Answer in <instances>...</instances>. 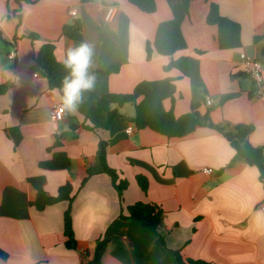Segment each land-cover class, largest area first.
Wrapping results in <instances>:
<instances>
[{"label": "crops", "instance_id": "1", "mask_svg": "<svg viewBox=\"0 0 264 264\" xmlns=\"http://www.w3.org/2000/svg\"><path fill=\"white\" fill-rule=\"evenodd\" d=\"M156 12L146 14L130 0H39L22 5L23 19L13 12L16 0H0V86L11 88L0 95V264H96L100 242V264H180L179 251L187 260L208 264H264V187L260 172L240 157L230 141L213 128L226 133L253 127L247 141L264 148V98L246 74L241 55L257 60L264 76V0H155ZM211 4L242 28V47L222 50L218 28L209 25ZM115 14L107 20L108 10ZM77 12L72 16V12ZM83 23L84 41L93 49L92 69L117 72L95 82L98 96L130 94L143 81L176 79L175 101H164L176 118L198 106L201 124L188 137L168 138L150 129L138 130L128 119L111 129L71 130L84 124L76 111L64 110L62 120H53L61 105V94L49 87L47 74L33 62L47 42L56 43V58L82 42L63 36L62 29L73 20ZM179 20L188 48L175 58L190 62L189 76L178 70L165 72L170 57L154 49L160 23ZM29 34L40 39L32 42ZM153 55L148 59L147 46ZM17 48L22 62L8 55ZM264 86V83H263ZM213 101L208 106L206 100ZM128 111V113H125ZM210 111L209 121L204 120ZM127 118L135 110L121 109ZM88 124V123H87ZM134 127L135 132L128 134ZM21 135L17 145L9 130ZM61 137L53 152L54 137ZM106 142L107 165L129 182L121 205L111 178L98 173L100 142ZM54 152L71 158L69 169L50 171L39 163ZM213 168L215 174L203 172ZM87 171L95 174L87 177ZM149 183L144 192L137 177ZM32 177L46 179L45 190L57 196L70 183L75 196L72 205L75 248L67 246L64 213L67 203L38 211L31 207L36 191ZM137 202L155 203L164 216L161 232L167 247L152 232L132 220L121 219L124 208Z\"/></svg>", "mask_w": 264, "mask_h": 264}, {"label": "trees", "instance_id": "2", "mask_svg": "<svg viewBox=\"0 0 264 264\" xmlns=\"http://www.w3.org/2000/svg\"><path fill=\"white\" fill-rule=\"evenodd\" d=\"M39 0H16L18 9L13 15L18 19V26L21 23L22 5L34 4ZM90 2L92 0H84ZM130 3L146 14L156 12L155 0H130ZM209 25L218 28L217 40L222 50L240 49L242 47V28L240 24L223 16L216 4H211L207 17ZM63 36L76 42L84 41L83 23L81 20H73L63 26ZM28 37L32 42L37 41L40 37L37 34H29ZM0 39L9 44L3 33L0 31ZM155 51L166 57H170L171 61L164 67L165 72L178 70L182 77L189 76L191 69L190 62L187 58H175V56L188 48L187 41L182 32V23L179 20H170L160 23L156 30L154 41ZM148 59H151L153 50L151 45L147 46ZM35 66L44 70L47 74L49 87L52 90H58L62 95L61 89L64 78L68 75L64 66L58 62L56 58V43L47 42L43 44L41 49L35 54L33 60ZM90 71L97 79L110 76L116 73L117 68L108 70ZM176 79H163L157 81H143L139 83L130 94H105L98 96L94 88L90 92L84 93L83 102L79 105L77 112L84 118V124H75L71 126V130L78 129L89 130L97 133L98 131H107L120 119H128L135 124L138 130L150 129L158 134L168 138H185L193 134L196 128L201 124V116L198 113V106L192 105L191 111L180 118H176L173 109L166 111L164 109V101H175L177 92ZM11 88L10 84L0 86V95L5 94ZM130 105L135 110L133 118H127L121 112V109ZM210 111H208L204 120L209 121ZM88 123V124H87ZM213 128L223 134L231 143L232 147L237 151L240 157L244 158L250 165L256 166L260 172V180L264 187V148L254 147L247 138L253 131V127L235 128L233 134L226 133L222 126L214 125ZM9 134L14 136L15 143L18 145L21 141V135L18 130L11 129ZM61 137H54L53 145L49 148V152H53L57 142ZM107 145L106 142H100L98 151V162L100 170L98 173H104L111 178L112 185L118 194L120 204L124 202V194L129 188V182L121 178L120 173L111 169L107 165ZM72 161L65 152H54L50 160L39 163L40 168L50 171L66 170L71 167ZM95 174L93 171H87V177L82 182L81 188L86 184L89 177ZM137 182L144 192H147L149 183L146 177L138 176ZM29 183L36 191V198L31 202V207L38 211H44L46 208L58 203H67L68 208L64 213V229L68 238L67 246L75 248L76 240L73 232L72 205L75 196L73 195V186L70 183L62 186L57 196H51L45 190L46 179L44 177H32ZM122 209L121 219L132 220L139 223L143 228L152 232L160 239L162 244L167 247L165 236L161 232V223L164 216L162 207L155 203L137 202L126 208L127 215ZM105 241L98 245L95 263H99L101 251L105 247ZM174 255L180 264H208L206 262L185 260L179 251H174ZM0 257L7 258L5 253L0 252Z\"/></svg>", "mask_w": 264, "mask_h": 264}, {"label": "clouds", "instance_id": "3", "mask_svg": "<svg viewBox=\"0 0 264 264\" xmlns=\"http://www.w3.org/2000/svg\"><path fill=\"white\" fill-rule=\"evenodd\" d=\"M93 54L91 45L82 42L77 46L69 47L58 58V62L68 72L62 84L61 103L63 109L69 113H75L83 102L84 93L90 92L95 87L96 77L90 71Z\"/></svg>", "mask_w": 264, "mask_h": 264}, {"label": "built area", "instance_id": "4", "mask_svg": "<svg viewBox=\"0 0 264 264\" xmlns=\"http://www.w3.org/2000/svg\"><path fill=\"white\" fill-rule=\"evenodd\" d=\"M115 11L116 10L114 7H111L108 10L107 20L111 19V17L115 14ZM76 15H77V12L73 11L72 16H76ZM8 58L11 60H17L20 63L22 62V59L18 56L17 48H12V50L10 51L8 55ZM241 58H242V62H243V66H244V70L246 74H248L254 80V82L256 83L258 87L257 94L264 98V86H263L264 76H263L262 65L257 60L248 58L246 54H242ZM206 103L208 106H211L213 104V101L210 98H208L206 100ZM63 117H64V109L62 107V104L57 105L53 111V120L57 122V121L62 120ZM127 132L129 135H132L135 132L134 127L129 128ZM203 172L205 174L212 175V176L215 174V170L213 168H205Z\"/></svg>", "mask_w": 264, "mask_h": 264}, {"label": "rangeland", "instance_id": "5", "mask_svg": "<svg viewBox=\"0 0 264 264\" xmlns=\"http://www.w3.org/2000/svg\"><path fill=\"white\" fill-rule=\"evenodd\" d=\"M125 113H128V111H126Z\"/></svg>", "mask_w": 264, "mask_h": 264}]
</instances>
